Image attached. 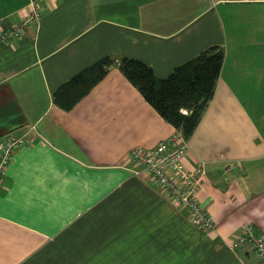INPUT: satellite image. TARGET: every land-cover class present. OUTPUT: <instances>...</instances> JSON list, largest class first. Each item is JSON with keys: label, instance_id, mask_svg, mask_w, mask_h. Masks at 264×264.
Listing matches in <instances>:
<instances>
[{"label": "crops", "instance_id": "obj_1", "mask_svg": "<svg viewBox=\"0 0 264 264\" xmlns=\"http://www.w3.org/2000/svg\"><path fill=\"white\" fill-rule=\"evenodd\" d=\"M27 4L0 0V30L18 24ZM42 6L38 24L0 44V145L29 131L0 187V264H261L232 244L245 224L264 234V0ZM211 49L223 64L182 161L215 223L207 233L131 171V151L180 129L117 64L70 111L53 94L105 56L141 61L165 79Z\"/></svg>", "mask_w": 264, "mask_h": 264}, {"label": "trees", "instance_id": "obj_2", "mask_svg": "<svg viewBox=\"0 0 264 264\" xmlns=\"http://www.w3.org/2000/svg\"><path fill=\"white\" fill-rule=\"evenodd\" d=\"M223 60L221 50H207L175 68L167 78L159 79L141 61L105 56L63 83L54 92L53 102L70 111L117 64L145 101L188 140L213 95ZM181 109H186L188 114L183 115Z\"/></svg>", "mask_w": 264, "mask_h": 264}, {"label": "built area", "instance_id": "obj_3", "mask_svg": "<svg viewBox=\"0 0 264 264\" xmlns=\"http://www.w3.org/2000/svg\"><path fill=\"white\" fill-rule=\"evenodd\" d=\"M42 2L43 0H28L27 10L23 12L20 22L9 29L0 30V44L12 43L29 27L38 24ZM181 113L186 112L181 110ZM28 132L11 133L0 145V187L15 152L29 141ZM187 147L186 138L177 131L152 149L131 151L128 156L133 168L131 171L136 176L147 175L149 182L164 192L175 206L188 211L191 223L209 233L214 230L215 223L196 199L199 180L192 178L182 162ZM196 172L200 174L201 170L197 169ZM244 246L254 251L261 264H264V234L256 232L250 224L242 227L240 235L232 244L235 250Z\"/></svg>", "mask_w": 264, "mask_h": 264}, {"label": "rangeland", "instance_id": "obj_4", "mask_svg": "<svg viewBox=\"0 0 264 264\" xmlns=\"http://www.w3.org/2000/svg\"><path fill=\"white\" fill-rule=\"evenodd\" d=\"M2 144H3V142H2Z\"/></svg>", "mask_w": 264, "mask_h": 264}]
</instances>
